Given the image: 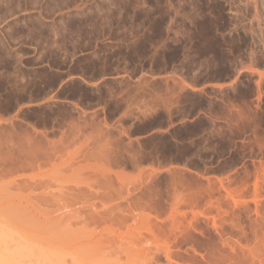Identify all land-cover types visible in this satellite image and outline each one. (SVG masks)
I'll return each mask as SVG.
<instances>
[{"label":"rangeland","instance_id":"1","mask_svg":"<svg viewBox=\"0 0 264 264\" xmlns=\"http://www.w3.org/2000/svg\"><path fill=\"white\" fill-rule=\"evenodd\" d=\"M0 46V127H9L11 121L20 123L19 127L29 123L39 132L45 130L49 139H73L70 144L65 142L68 146L61 160L73 153L77 157L70 159L74 170L67 166L63 170L62 165L59 170L48 163L33 174L41 176L55 195L78 187L91 192L86 181L92 182L93 191L113 190L109 193L113 198L100 202L97 197L90 203L93 200L100 212L110 208L111 216L121 213L126 217L122 225L111 220L89 223L82 231L79 223L71 226L74 238L84 239L96 229V237L101 234V239L109 240L112 236L113 243L101 252L82 244L59 246L53 238L55 246L51 247L49 238L47 242L40 235L33 242L3 235L1 253L20 252L14 258L21 264L28 262V258L22 260L24 246L34 247L30 248L32 254L46 253L42 257L52 264H149L153 247L165 245L171 264H264L257 258L252 261L248 251L251 247L255 254L264 240V0H0ZM15 65L22 71L12 68ZM4 80L12 84L8 87ZM14 86L21 93L16 94ZM57 109H62L59 115L67 116L60 118ZM64 109L78 110L69 115ZM80 114L89 124L80 118L83 131L74 138L68 115L77 122ZM56 115L61 121H55ZM55 123L60 125L57 130ZM92 127L103 128L108 141H114L109 145L113 151L108 152V160L98 159L95 150L106 138L95 140L97 130ZM96 143L99 145L94 146ZM88 165L96 166V172ZM103 165L112 170L105 172V179L98 170ZM19 174L1 178L0 204L4 203L3 182L19 181ZM100 178L103 183L96 182L101 185L97 186L93 180ZM193 191L195 199L191 198ZM228 191L233 194L229 196ZM176 196L188 201L176 204ZM88 203L67 204L70 207L58 212L56 206L63 204H36L34 215L30 212L34 218H28L41 234L44 227H56L54 219L60 213L74 220L76 215L90 212L93 207ZM73 207L77 212L70 210ZM146 213L160 224L155 229L157 241L150 240L148 223L142 218ZM18 216L19 220H8L28 222L27 217ZM173 226L177 228L173 230ZM67 231L64 237L71 235ZM161 246L154 250L157 259L152 264H170L165 262Z\"/></svg>","mask_w":264,"mask_h":264},{"label":"bare ground","instance_id":"2","mask_svg":"<svg viewBox=\"0 0 264 264\" xmlns=\"http://www.w3.org/2000/svg\"><path fill=\"white\" fill-rule=\"evenodd\" d=\"M2 44V43H1ZM0 48L2 49V47L0 46ZM16 62V61H15ZM7 63V62H6ZM10 63V62H9ZM8 64V63H7ZM14 64V63H13ZM5 66H6V64H5ZM10 66V65H9ZM104 66V65H103ZM18 68V66H13L12 68ZM11 68V67H10ZM102 68V67H101ZM5 69V68H4ZM21 69V68H20ZM19 68L16 70V71H18V70H20ZM8 70V69H7ZM13 71H15V70H13ZM12 70H11V72H13ZM16 71H15V73H16ZM21 71H22V69H21ZM31 71V70H30ZM99 71H100V66H99ZM102 71V70H101ZM6 72V71H5ZM8 72V71H7ZM103 72V71H102ZM20 74H19V77H21L20 75L22 74V73H25V70H24V72H19ZM9 74H11V73H9ZM8 74V75H9ZM35 73H33V75H34ZM55 74V73H54ZM8 75H7V78H9L8 77ZM14 75V74H13ZM32 75V74H31ZM32 75V76H33ZM38 75V74H37ZM37 75H35V76H37ZM57 75H59V74H57ZM1 76V75H0ZM15 76V75H14ZM14 76L12 77L11 75H10V77H12V79L14 78ZM29 76V75H28ZM31 76V77H32ZM52 76L53 77H55V75H53L52 74ZM2 77L4 78H6V76H3L2 75ZM1 77V78H2ZM2 78V79H3ZM22 78V77H21ZM26 78V77H25ZM29 78V77H28ZM32 78H34V77H32ZM36 78V77H35ZM12 79H6L7 80V82H9V81H11ZM15 79H17V77L15 78ZM24 79V78H23ZM31 79V78H30ZM49 79H50V77H49ZM48 79V80H49ZM52 79V78H51ZM51 79H50V81H51ZM80 79L83 81V82H86L87 83V81L85 80L86 79V77H84V78H82L81 76H80ZM9 80V81H8ZM18 81H20V78L19 79H17ZM22 80V79H21ZM27 80V79H26ZM26 80H24V83H25V85H27V83L29 82V79H28V82H25ZM47 80V81H48ZM54 80H56V77L54 78ZM80 80V81H81ZM2 81V80H1ZM13 81H14V79H13ZM31 81V80H30ZM35 81V80H34ZM49 81V82H50ZM185 82H186V80H184ZM3 82V81H2ZM4 82H5V80H4ZM14 82H16V80L14 81ZM184 82V83H185ZM6 83V82H5ZM16 83H18V82H16ZM48 83V82H47ZM50 83H52V81L50 82ZM7 84V83H6ZM5 84V85H6ZM12 83H9V85H11ZM13 84H15V83H13ZM21 84H23L22 82H21ZM90 84V83H89ZM1 85H3V83L1 84ZM0 85V86H1ZM9 85L7 84V86L9 87ZM18 85H19V83H18ZM30 85V84H29ZM185 85L186 86H188L189 88H194L193 86H191L190 84H187V83H185ZM7 86H5V87H7ZM13 86V85H12ZM12 86H10V88L12 87ZM20 86V85H19ZM33 86V85H32ZM16 86H14L13 88H15ZM31 87V86H30ZM10 88L8 89V90H10ZM23 88V86L21 87L20 86V88L19 89H22ZM33 87H31V89H32ZM40 88V87H39ZM38 87L36 88V89H39ZM183 88V87H182ZM6 89V88H5ZM16 90H17V93L16 94H18V91H19V89H17V88H15ZM25 90H26V88H24ZM195 89V88H194ZM28 90V89H27ZM26 90V91H27ZM33 90H35V89H33ZM20 91H22V90H20ZM19 91V92H20ZM32 91V90H31ZM36 91H38V90H36ZM9 92V93H8ZM14 92H16L15 90H14ZM30 92V91H29ZM39 92V91H38ZM7 93L8 94H10L11 93V91H7ZM21 93V92H20ZM28 93V92H27ZM36 93V92H35ZM11 94H13V89H12V93ZM16 94H15V99H17L16 98ZM29 94V93H28ZM27 94V95H28ZM33 94V93H32ZM37 94V93H36ZM19 96V95H18ZM30 96V95H29ZM10 98H11V95L9 96ZM22 97H23V95H22ZM21 98V97H20ZM12 99V98H11ZM15 99H14V101H15ZM31 99V98H30ZM75 104V103H74ZM68 105V104H67ZM5 106V105H4ZM71 106H73V105H71ZM63 108L64 107H67L66 106V104L64 105V106H62ZM6 108V107H5ZM59 108V107H58ZM69 108H71V107H69ZM76 108H77V106H76ZM78 108H80V107H78ZM75 109V108H74ZM58 110L59 109H57V113H58V115L59 114H62V112H60L61 110H59V112H58ZM64 110H67L68 112H66L67 114H69L71 111H77V110H73V109H71V110H68V109H64ZM82 110V109H81ZM51 111H53V110H51ZM127 111H129V110H127ZM44 112V111H43ZM54 112V111H53ZM82 112H84V111H82ZM51 113V112H50ZM55 113V112H54ZM56 113V114H57ZM74 112H72L71 114H73ZM81 113V112H80ZM41 114H43V113H41ZM53 114V113H52ZM77 114V113H76ZM56 115L57 117H54V119L55 118H59V116H61V115ZM70 115V114H69ZM69 115H68V118H70V120L69 121H67V122H69V124H71L70 126H71V131H69L70 133H73V137L75 138L76 137V135H77V132L78 133H80L79 131H81L80 130V127L79 126H81V123L79 124V119L80 118H82L83 119V121H82V123H85L86 121H87V119H86V117L84 118V116H82L81 114V116L82 117H79V118H77L78 116H79V114H78V116L76 117V119H77V122L76 121H73V120H75V119H73L72 120V118H74V116L71 118V116L69 117ZM125 115H127V114H125ZM48 116H51V114H48L47 115V117ZM64 116V115H63ZM61 116L60 118H65L66 116ZM16 118V117H15ZM45 118V117H44ZM43 118V119H44ZM59 118V121H61V119ZM67 118V119H68ZM48 119H50V117L48 118ZM52 120H53V116H52V118H51ZM85 119H86V121H85ZM94 119V118H93ZM105 119V118H104ZM64 120V119H63ZM62 120V121H63ZM73 122H72V121ZM90 120V119H89ZM14 121V120H13ZM55 121H57L56 119H55ZM58 121V123H62V122H59ZM70 121H71V123H70ZM91 122H93V120H90ZM12 122V121H11ZM10 122V126L8 127H6L5 128V126H3V128H1L0 127V180H1V178H3L4 176H8V175H12V174H16V173H20L19 175H17L18 176V179H19V181L17 180L16 181V178H12V179H10V181H8V182H5V184H4V182H3V185H6L5 186V191L3 192V194L1 195L3 198H4V203L3 204H0V237H2L3 238V235H15V236H17V237H19V239H21L22 237H24V239H29V241L31 242L32 241V239L33 238H35L36 236V238L37 239H40V238H38L39 237V235L42 237V236H44V237H42V239H46V241H47V238H49V241L50 242H48V245H51L52 244V246L51 247H53V246H55V244L53 243V241L54 240H52V238L53 239H55V242L57 241V243H59L58 245L59 246H61V245H63V243H67V244H76V246L75 247H77V244H82L83 246H85V247H87V248H91V249H93V250H97V251H95V253L96 252H98V250L100 251L101 249H105L106 248V246L107 245H109L110 246V244L111 243H113V241L112 242H110V237H112V236H110L108 239L109 240H107V238L104 240V239H101L99 236L101 235H98V237H96L95 235H96V230L94 231H92V232H90V234H89V236L88 237H85L84 239H80L81 238V236H80V234L82 235L83 233H81L80 231H82V230H84V228L85 227H87V225H89V223H92V224H94V225H99L100 223L99 222H101L102 223V221H105V222H109V223H111V220H115L116 222H115V224L117 225V223H119V224H121V223H123V222H126L125 220H126V217L122 214L121 215V213H120V216L117 214V216L116 217H114V215L113 216H111L110 214H108L110 211L108 210V209H110V208H108V209H104V211H102V212H100L101 210L100 209H97V207L96 206H94L93 205V203H92V201H91V203H90V200L91 199H94L95 200V198H97V197H101V199L99 200L100 202H101V200L103 201V200H105V199H103V198H108V199H110V198H113V197H110L111 195L109 194V193H113V190H110V191H112V192H110L109 191V193H108V191H107V193L106 192H103L104 191V189H103V193L101 192L100 193V191H97V192H99L100 193V196L98 195L97 196V192L96 191H93L92 190V182H91V184L90 183H86L85 182V184H86V186L85 187H87V190H89V191H91V192H86V190L84 191L83 190V188L81 189V187H78L77 188V190L76 191H74V192H61V194H57V195H55V194H53V192L52 191H49L48 190V187H47V184H46V182H44L43 181V179H41V176H38V174L36 175H34L33 174V172L35 171V170H39L40 168H42L41 166H44V165H46V164H53V165H55V166H57L58 168H59V166H61L62 168H63V170H65L64 169V167L63 166H67V168H69V170L71 171V170H74L73 168H71V167H73V163H71V161H70V159H75V155L73 154V153H70V154H67V155H74V156H70V157H68L69 158V160H67V161H65L66 159H68V158H65V160H61V158L62 159H64L63 157L64 156H62V153L66 150L65 148H67V146H68V144H70V141L72 140L73 141V139L71 138V140L68 138L67 140L69 141V142H66V140L64 141L63 139L65 138L63 135H62V137H64L63 139L62 138H60L59 137V139L60 140H58V139H49L47 136V132L45 131V130H42V131H38L36 128H35V126H33L32 124L30 125L29 123H26V122H23V123H26L24 126H20V127H24V128H20L19 127V125L18 124H20V123H16V124H13V123H11ZM51 122H53V121H51ZM76 122V123H75ZM33 123V122H32ZM64 123V122H63ZM86 123H88V122H86ZM86 123H85V125H86ZM56 124L57 123H55V127H57L56 128V130L58 129V127L60 126V125H57L56 126ZM68 124V123H67ZM69 124H68V126L67 127H69ZM89 124V123H88ZM92 124H94V123H91V125ZM99 124H101V123H99ZM106 124V123H105ZM21 125V124H20ZM52 126H53V123L51 124ZM63 125V124H62ZM61 125V126H62ZM82 125H84V124H82ZM96 125V124H95ZM64 126V125H63ZM66 126V125H65ZM87 126V125H86ZM90 126V125H89ZM89 126L87 127V128H89ZM94 126V125H93ZM98 126H100V125H98ZM55 127H53V128H55ZM97 127V126H96ZM96 127H94V128H96ZM105 127V125L103 126V128ZM112 127V126H111ZM82 128H84V127H82ZM81 128V129H82ZM94 128L92 127V129L94 130ZM103 128H96V130H97V134H96V136H95V138L94 137H92V138H94L95 140H98V138H99V141H101V137H105L106 139H104V143H103V145H100V146H98L99 148L97 149V150H95L94 148V150L96 151V152H99V155H98V159L100 158V160H102L103 158H106L107 160H108V156H109V151L111 150V151H113L112 149L113 148H111L109 145H111V143L113 144V142L114 141H112L111 143L108 141V136L106 137L105 135H103L104 133H103V131H105L106 132V130H102ZM69 129V128H68ZM114 129V128H113ZM59 130H61V128L59 129ZM58 130V131H59ZM63 130V129H62ZM90 130H91V128H90ZM92 130V131H93ZM96 130H94V131H96ZM117 130V129H116ZM83 131V130H82ZM81 131V132H82ZM108 131V130H107ZM66 132V131H65ZM85 132V131H84ZM83 132V133H84ZM109 132V131H108ZM112 132V131H111ZM125 132V131H124ZM39 133V134H38ZM49 133V132H48ZM63 133V132H62ZM119 133V132H118ZM107 134V133H106ZM110 134V133H109ZM112 134V133H111ZM110 134V135H111ZM120 134V133H119ZM122 134V133H121ZM66 135V134H65ZM69 135V134H68ZM83 135V134H82ZM97 135H99L98 137H97ZM52 136H53V134H52ZM57 136V135H56ZM72 136H69V137H72ZM117 136H118V134H117ZM96 137H97V139H96ZM103 137V138H104ZM115 137V136H114ZM113 137V138H114ZM110 138V137H109ZM117 139V138H116ZM94 140V141H95ZM106 140V141H105ZM114 140V139H113ZM65 142L66 143H68V144H65ZM93 143V142H92ZM129 143V142H128ZM102 144V143H101ZM97 145H99V144H97L96 143V145H94V146H97ZM114 145V144H113ZM130 146V145H129ZM132 146V145H131ZM127 149V148H126ZM135 150V149H134ZM115 152V151H114ZM97 154V153H96ZM110 154H112V153H110ZM116 154V153H115ZM138 154V153H137ZM118 155V154H117ZM120 155V154H119ZM139 155V154H138ZM101 156V157H100ZM112 158H113V155L111 156ZM133 157V156H132ZM136 157V156H135ZM102 158V159H101ZM115 158V157H114ZM76 159H77V157H76ZM97 159V158H96ZM136 159V158H135ZM134 159V160H135ZM138 159V158H137ZM137 159H136V161H137ZM57 160H58V162H57ZM99 160V161H100ZM104 160V159H103ZM106 160V161H107ZM109 160H110V158H109ZM70 161V162H69ZM106 161H105V163H106ZM114 161H116L115 159H114ZM102 162V161H101ZM107 162H111V161H107ZM69 163V164H68ZM113 163H115V162H113ZM121 163V162H120ZM48 164V165H49ZM65 164H68V165H65ZM96 164H98V163H96ZM106 164H109V163H106ZM52 165V166H53ZM99 165H101L100 164V162H99ZM105 165V164H104ZM104 165H103V167H104ZM117 165V164H116ZM133 165V164H132ZM137 165V164H136ZM69 166V167H68ZM82 166V165H81ZM81 166H79V167H76V169L75 170H77L78 168L80 169L81 168ZM86 166V165H85ZM89 166V168L90 169H92V171H95V169L97 168L96 166H90V165H88ZM98 166V165H97ZM102 166V165H101ZM46 167V166H45ZM60 167V168H61ZM83 167V166H82ZM94 169H93V168ZM96 167V168H95ZM99 167V166H98ZM103 167H101L102 168V170H101V172H100V169H98L99 170V174L100 175H102V176H100V177H103L104 179L106 178V177H108V176H106L107 174L106 173H109L110 174V172L112 171L111 169H110V167H109V165H107V168H106V166L104 167V169H103ZM54 168V167H53ZM60 168H59V170H60ZM71 168V169H70ZM84 169L86 168V167H83ZM88 168V167H87ZM100 168V167H99ZM41 170V169H40ZM52 170H54V172H55V169H52ZM56 170H58L57 168H56ZM62 170V169H61ZM62 170V171H63ZM97 170V169H96ZM103 170H104V172H103ZM27 171H29V172H32V173H29V174H24V173H26ZM39 172V171H38ZM76 172V171H75ZM96 172V171H95ZM98 172V171H97ZM106 172V173H105ZM264 172V171H263ZM173 173V172H172ZM176 173V172H175ZM40 174H41V172H40ZM174 175V174H173ZM99 176V175H98ZM105 176V177H104ZM116 176V178L118 179V177H119V174H118V177H117V175H115ZM121 176V175H120ZM37 177V178H36ZM139 177V176H138ZM148 177H151L150 176V174H149V176ZM174 177H175V175H174ZM98 178V177H97ZM141 178V177H140ZM39 179V180H38ZM41 179V180H40ZM101 179V178H100ZM100 179H95V180H93V179H91V180H93L95 183L96 182H99V183H101V185H102V183L103 182H100V181H102V179L100 180ZM103 179V180H104ZM148 179H150V178H148ZM91 180H88V182L89 181H91ZM109 180L111 181V179H110V177H109ZM177 180V179H176ZM178 180H179V178H178ZM106 181V180H105ZM104 181V182H105ZM109 181V182H110ZM139 181H142V180H140L139 179ZM146 181V180H145ZM149 181H151V180H149ZM171 181H172V179H171ZM2 182V181H1ZM0 182V184L2 185V183ZM93 182V183H94ZM108 182V181H107ZM112 182V181H111ZM177 181H175V183H176ZM220 182V184H221V182L222 181H219ZM106 183V182H105ZM172 183H174V182H172ZM195 183V182H194ZM109 184V183H108ZM108 184L106 185L107 187H108ZM96 185L98 186V185H100V184H97L96 183ZM100 185V186H101ZM95 186V185H94ZM97 186H96V189H97ZM106 186H103V188L105 187L106 188ZM109 186H112L111 184L109 185ZM173 186H176V185H173ZM221 186H223V185H221ZM2 187H4V186H2ZM12 188H14V190L15 189H18V190H15V191H18V192H14V190H12ZM100 188V187H99ZM211 188V187H210ZM20 189H22V190H28V192H30L29 194H27V193H25L24 195H22L21 193H19L20 191L22 192V190H20ZM38 189H42L39 193H36V190H38ZM47 189V190H46ZM95 188H94V190H96ZM109 189H111V188H109ZM46 190V191H45ZM197 190V189H196ZM226 190V189H225ZM231 190V189H230ZM198 191V190H197ZM196 191V192H197ZM201 190H199V192H200ZM203 191H205V190H203ZM203 191H202V193H203ZM233 191V190H232ZM232 191H228V195L230 196V194H231V192ZM33 192V194L31 195V193ZM35 192V193H34ZM150 192V191H149ZM148 192V193H149ZM192 192V191H191ZM194 192V191H193ZM227 192V191H226ZM236 192V191H235ZM98 193V194H99ZM115 193H117V194H119L118 193V190H117V192H115ZM114 193V194H115ZM18 194L20 195L21 194V196H18ZM197 194H198V192H197ZM233 194V193H232ZM231 194V195H232ZM120 195V194H119ZM153 195V194H152ZM173 195H175V193L173 194ZM180 195V194H179ZM190 195H191V193H190ZM199 195H200V193H199ZM149 196H151V195H149ZM156 196V195H155ZM158 196V195H157ZM182 196V195H181ZM192 196L193 197H191V198H194V196L195 197H197L196 196V194H195V192L194 193H192ZM201 196V195H200ZM16 197H18V202H17V198ZM24 200V202L23 201H19V199H21V198ZM121 197V196H120ZM174 197V196H173ZM176 198H177V196H176ZM189 198H190V196H189ZM179 199V200H178ZM195 199V198H194ZM197 199V198H196ZM234 199V198H233ZM176 200H178V201H176V204H178V203H180V202H187L188 201V199H186L185 198V196L184 197H182L181 199H180V197L179 198H177ZM139 201V200H138ZM172 201V200H171ZM89 202V203H88ZM94 202V201H93ZM104 202V201H103ZM189 202H190V200H189ZM194 202V201H193ZM236 202V201H235ZM76 203H88V204H92L91 205V207H93V209L92 208H89L88 207V209H92L90 212H87V213H85V214H88V215H85V214H79V215H74L75 217H73V219L74 220H72L71 218H68V217H66V215L65 214H61L60 213V215L61 216H58L57 215V218L56 219H54V226H56V227H53V225H52V227L50 226V228H43V230L41 229V227L40 228H38V229H41V234L43 233V232H45V234H40V230L38 231V230H36L35 229V227L36 226H32V224L33 223H31L32 221V219L34 218V217H32V216H30V212L33 214L36 210H37V207H38V205H36V204H63V205H61V206H56V208H55V212L57 211H59L60 209H62V208H66V207H70V205H67V204H76ZM143 203H145V204H148V203H146V201L144 202L143 201ZM15 204H17V205H15ZM18 204H20V205H18ZM22 204H28V205H22ZM29 204H31V205H29ZM35 204V205H34ZM137 204H138V202H137ZM175 204V203H174ZM103 205V204H102ZM106 205V204H105ZM82 206V205H81ZM83 206H84V204H83ZM138 206V205H137ZM44 207V206H43ZM42 207V208H43ZM72 207V206H71ZM96 207V208H95ZM109 207V206H108ZM139 207V206H138ZM142 207H144V206H142ZM36 208V209H35ZM40 208V207H39ZM49 208V207H48ZM74 208V207H73ZM73 208H69L72 212H77V210H75V208H74V210H73ZM106 208V207H105ZM103 209V208H102ZM137 209V208H136ZM144 209H146V208H141V210H144ZM100 210V211H99ZM130 210V209H129ZM140 210V211H141ZM29 211V213H28V215L26 214L25 215V213L26 212H28ZM38 211H39V209H38ZM41 211H43V209L41 210ZM40 211V212H41ZM45 211H47V208L45 207ZM54 211V210H53ZM52 211V212H53ZM78 211H79V209H78ZM89 211V210H88ZM44 212V211H43ZM48 213L50 212L51 213V211H47ZM54 212V213H55ZM130 212V211H129ZM37 213V212H36ZM45 214H46V212H44ZM111 213V212H110ZM123 213V212H122ZM19 215V216H18ZM23 215V216H22ZM34 215V214H33ZM48 215V214H47ZM109 215L111 216V218H109ZM16 216H18V217H27L26 219L28 220V222L26 221V220H22L23 222H21V221H19V223L16 221H11L13 218H17ZM142 216V215H141ZM28 217H30V218H32V219H30V218H28ZM37 217V216H36ZM4 218V219H3ZM11 219V220H8V219ZM48 218V220H49V216L47 217ZM115 218V219H114ZM142 218H145V221H147V223H148V226L146 227L147 228V232H149V234H151L152 235V238L150 239V240H155V241H157L156 240V237H155V232H156V230L155 229H159V227L157 226V224H156V222H153L152 220H154V221H156V217H153L154 219H152L151 218V216L148 214V213H146V214H144V217H142ZM18 219V218H17ZM22 219V218H21ZM19 220V219H18ZM174 220V219H173ZM36 221V220H35ZM35 221H33V222H35ZM21 222V223H20ZM25 222V223H24ZM30 222V223H29ZM113 222V221H112ZM28 223L29 224H31V225H28ZM74 223H79V224H81V225H79V227L81 228L80 229V233H79V236L80 237H78V235L74 238V236H75V234H72V231H74V229H72V225L74 224ZM99 223V224H98ZM147 223L145 224V225H147ZM158 223V222H157ZM125 224V223H124ZM172 224V223H171ZM35 225V224H34ZM122 225V224H121ZM174 225V224H173ZM49 226V225H48ZM110 226V225H109ZM79 227H77L78 229H79ZM96 227V226H95ZM175 226H173V230L175 229V228H177V227H175ZM35 230H34V229ZM74 228V227H73ZM76 228V227H75ZM97 228V227H96ZM136 228V227H135ZM67 229L70 231V233H71V235L69 234V236L68 235H66V237H64V235L65 234H67L68 233V231H67ZM86 229V228H85ZM137 229V228H136ZM161 229V228H160ZM172 228L170 227L169 228V231H173V230H171ZM115 230V229H114ZM67 231V232H66ZM75 231H76V229H75ZM76 232H78V230L76 231ZM103 232V231H102ZM105 232H107V231H105ZM139 232V231H138ZM157 232H159V230L157 231ZM101 233V232H100ZM106 234H108V236H109V234L110 233H106ZM138 234H140V232L138 233ZM74 235V236H73ZM85 235V234H84ZM111 235V234H110ZM74 238H72V237ZM46 237V238H45ZM67 237H71V239L70 238H67ZM84 237V236H83ZM82 237V238H83ZM115 238H116V235L114 236ZM121 237V236H120ZM36 238L34 239V240H36ZM113 238V237H112ZM145 238V237H144ZM147 238V237H146ZM155 238V239H154ZM24 239H22V241L23 242H29V241H27V240H24ZM41 239V240H42ZM145 241H146V239H145ZM154 241V242H155ZM175 241V240H174ZM33 242V241H32ZM147 242V241H146ZM171 242V241H170ZM164 243V242H163ZM166 243V242H165ZM172 243H173V241H172ZM172 243H170V244H172ZM225 243V242H224ZM175 244V246H176V244L177 243H174ZM26 245V244H25ZM48 245H45V246H48ZM154 245V244H153ZM44 246V247H45ZM71 246V245H70ZM73 246V245H72ZM79 246V245H78ZM83 246H81L82 247V249H83ZM156 246V245H155ZM153 247V250H151V257H150V260H149V264H152V263H155V262H153L154 260H156L157 259V257L155 256V253H154V250L156 249V248H158V247H160V246H158L157 245V247ZM168 246V245H167ZM178 246V245H177ZM63 247V246H62ZM118 247H120V246H118ZM162 247V249L160 250L162 253H163V255H164V257H165V262L166 261H169V263L171 262V259H170V250H169V246L168 247H165V245L164 246H161ZM165 247V248H164ZM25 250V253L23 252L21 255H22V257L23 256H25L26 257V255H28V256H34V259L32 260V259H30L31 257H24V259H22V260H25V259H27L28 258V262L25 260L22 264H52V263H50V262H48L47 263V261H46V258H43L42 256H45L46 257V253H44L43 254V252L39 249V247L38 248H36L35 247V249L37 250V249H39L41 252H42V254H39V251H37V253H33L32 254V252L30 251V248L31 247H26V246H24L23 247ZM47 248V247H46ZM49 248H50V246H49ZM151 248H152V245H151ZM172 248V247H171ZM27 249L29 250V253H28V251H27ZM32 249H34V247H32L31 248V250ZM79 249V248H78ZM81 248H80V250H82ZM148 249H150V248H148ZM159 249V248H158ZM196 249V248H195ZM46 250V249H45ZM54 250V249H53ZM77 250V249H76ZM193 250V249H192ZM197 250V249H196ZM35 251V250H34ZM48 251H50L49 249H48ZM148 251V250H147ZM152 251H153V253H152ZM248 251L249 252H251L250 254H251V256H252V261H254V259L255 258H257L258 260H259V262L260 263H263L264 262V240H260V242H259V244H258V247H256V253L255 254H253L252 253V248L251 247H248ZM28 254H27V253ZM30 252H31V254H30ZM40 252V253H41ZM101 252V251H100ZM100 252L98 253V254H100ZM148 252H150V250L148 251ZM156 252V251H155ZM160 252V253H161ZM103 253V252H102ZM194 253H195V251H194ZM18 254V256L17 257H19V255H20V252L18 253H10V252H3L2 251V253L0 252V264H21V263H17L18 262V260L17 259H15L14 257H16V256H14V255H17ZM50 254H51V252H50ZM94 254V253H93ZM159 254V253H158ZM199 254V253H198ZM95 255H97V254H95ZM203 255V254H202ZM48 256V255H47ZM100 256H102L101 254H100ZM99 256V257H100ZM148 256V255H147ZM150 256V255H149ZM21 257V258H22ZM96 257V256H95ZM98 257V258H99ZM104 257V256H103ZM21 258H18V259H21ZM41 258H43V259H41ZM89 258H91V257H89ZM29 259H30V261H29ZM21 260V261H22ZM49 260V259H48ZM86 261V260H85ZM92 261H90V263H91ZM158 262L159 261H157V264H158ZM173 262V261H172ZM76 264H77V262H76ZM79 264V263H78ZM167 264H168V262H167ZM171 264V263H170Z\"/></svg>","mask_w":264,"mask_h":264}]
</instances>
